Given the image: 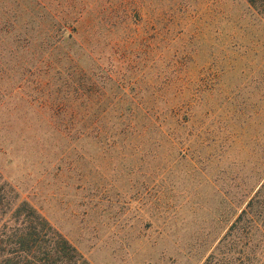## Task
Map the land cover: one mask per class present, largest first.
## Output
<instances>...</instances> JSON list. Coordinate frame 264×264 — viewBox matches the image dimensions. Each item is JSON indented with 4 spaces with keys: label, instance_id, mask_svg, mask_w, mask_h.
<instances>
[{
    "label": "rangeland",
    "instance_id": "rangeland-1",
    "mask_svg": "<svg viewBox=\"0 0 264 264\" xmlns=\"http://www.w3.org/2000/svg\"><path fill=\"white\" fill-rule=\"evenodd\" d=\"M60 1L101 89L0 125V172L91 264H204L264 193V19L246 0ZM71 110L100 127L42 129Z\"/></svg>",
    "mask_w": 264,
    "mask_h": 264
},
{
    "label": "trees",
    "instance_id": "trees-1",
    "mask_svg": "<svg viewBox=\"0 0 264 264\" xmlns=\"http://www.w3.org/2000/svg\"><path fill=\"white\" fill-rule=\"evenodd\" d=\"M246 1L264 19V0ZM76 8L68 13L60 0H0V125L6 126L5 131L19 125L24 126L16 127L22 131L31 128L28 123L33 121L25 119L28 104L66 109L71 101L85 93L94 97L101 89L100 68L77 39ZM84 58L93 61L92 68L82 66ZM54 114L60 115L56 121L51 116L38 118L55 140L65 130L89 137L100 127L95 114L72 110ZM42 129L37 135L43 134ZM263 205V192L250 198L204 264H264ZM0 264H91L1 172Z\"/></svg>",
    "mask_w": 264,
    "mask_h": 264
}]
</instances>
